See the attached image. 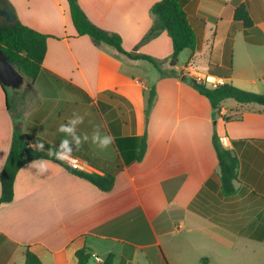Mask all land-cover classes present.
<instances>
[{
	"label": "crops",
	"instance_id": "obj_1",
	"mask_svg": "<svg viewBox=\"0 0 264 264\" xmlns=\"http://www.w3.org/2000/svg\"><path fill=\"white\" fill-rule=\"evenodd\" d=\"M1 1L24 25L50 36L39 77L52 84L29 87L40 101L23 118L24 133L32 143L58 147L60 124L78 113L80 134L91 137L99 126L114 140L103 150L89 140L75 159L88 172L120 171L104 192L52 160L44 173L34 161L22 167L14 199L0 205V264H25L28 248L42 264H79L82 249L103 261L113 254V264H134L138 252L148 264H264V107L227 99L214 116L210 101L185 82L201 75L218 85L264 87V0H198L194 14L206 22L200 47L184 65L183 51L175 67L166 31L145 40L160 0H78L93 24L121 36L126 51L153 57L164 76L147 60L78 36L67 0ZM241 5L252 28L234 19ZM215 131L226 148L244 141L232 197L221 192ZM13 132L0 84V196ZM145 134L146 155L135 161Z\"/></svg>",
	"mask_w": 264,
	"mask_h": 264
},
{
	"label": "trees",
	"instance_id": "obj_2",
	"mask_svg": "<svg viewBox=\"0 0 264 264\" xmlns=\"http://www.w3.org/2000/svg\"><path fill=\"white\" fill-rule=\"evenodd\" d=\"M70 7L73 24L78 36H89L97 44H107L114 47L119 53L125 54L131 59H143L152 63L164 76L159 63L151 56L140 55L128 52L123 47L122 37L115 33H109L93 24L83 11L78 0H67ZM198 0H160L151 8V15L154 17V24L149 30L146 39L149 40L166 31L173 45L171 65L175 67L178 63L179 55L190 50L193 53L200 47V37L205 28V20L195 16ZM0 7L5 4L0 0ZM189 7L193 15L189 14ZM234 19L242 22L245 28H252L254 22L245 7L239 6L235 10ZM49 35L24 25L16 19L13 24L3 22L0 18V48L4 51L8 60L16 67L24 78L32 83L38 80L44 70V60L48 51ZM186 83L193 86L200 95L206 97L213 108L214 116L220 110L223 101L233 99L240 104H257L264 107V93H255L238 88L232 84H222L216 87H208L207 83L199 81L196 77H186ZM2 85V84H1ZM3 87V85H2ZM8 95L9 109L12 110L9 88H5ZM106 94H109V92ZM156 96V89L153 87L148 101L147 114L151 112ZM213 147L216 151L220 165L221 192L226 197L236 194L235 182L238 178L240 165L239 151L244 141H233L234 149L226 148L215 131L212 138ZM30 144L29 137L22 128V118L14 116V132L11 149L7 157L5 166L1 173L2 193L0 205L11 202L14 199V186L18 172L26 164L40 158L52 160L62 165L71 174L87 180L98 189L109 192L116 182L120 169L107 172H88L83 169H76L65 161H56L54 157L45 152L34 151ZM52 147L45 145V149ZM53 148V147H52ZM147 152V135L145 134L140 142L139 151L135 161L144 159ZM76 257L79 264H88L92 258V253L87 249L77 251ZM114 255L110 254L103 263L113 264ZM25 264H42L39 257L29 248L25 253ZM202 264H208L207 259L202 260Z\"/></svg>",
	"mask_w": 264,
	"mask_h": 264
},
{
	"label": "clouds",
	"instance_id": "obj_3",
	"mask_svg": "<svg viewBox=\"0 0 264 264\" xmlns=\"http://www.w3.org/2000/svg\"><path fill=\"white\" fill-rule=\"evenodd\" d=\"M83 122L84 117L82 115L73 113L67 123L60 124L57 130L59 133L64 134L58 147L45 149V143L40 140H37L34 144H30L29 147L39 152H45L47 150L48 155L54 157L56 161L71 162L75 159L73 152L89 140L101 150L107 149L113 143L114 137L110 134L103 133L99 126L92 132L91 137L87 133L80 134L78 127ZM49 163V160L40 158L35 160L32 165H35L39 172L44 173L48 171L47 165Z\"/></svg>",
	"mask_w": 264,
	"mask_h": 264
},
{
	"label": "rangeland",
	"instance_id": "obj_4",
	"mask_svg": "<svg viewBox=\"0 0 264 264\" xmlns=\"http://www.w3.org/2000/svg\"><path fill=\"white\" fill-rule=\"evenodd\" d=\"M203 12L208 13V3H205L203 5ZM1 20L3 22H6L5 19L3 18H1ZM187 53H190V50H187L185 54L182 55L181 58L182 65H184V63L187 62L189 58ZM199 63L203 64L204 62L200 61ZM160 64L162 65V63ZM166 70L167 71L165 73L166 75H168L169 73L168 71L170 70L169 68H166ZM172 74L174 77L176 76L174 72ZM180 75H185V74L182 72ZM199 76L202 77L201 75ZM49 83L51 82L48 80L47 76L43 75L39 77L38 80H36V82L34 83H32L30 80L25 78L24 83L21 86H19V88L17 89L9 88L8 90L9 97H10V102L14 116L22 118L23 121V118H26L28 114L31 113L38 106V103L40 101L39 92L34 89H30L29 87H46V85H48ZM186 85H190V84L186 83ZM242 86L244 87H238V86L237 87L250 92L261 93V94L264 93V87H260L261 84H258V87H247L245 85ZM231 101L235 102L234 100ZM90 263L98 264L96 260H94L93 258H91ZM134 264H148L143 253L138 252Z\"/></svg>",
	"mask_w": 264,
	"mask_h": 264
},
{
	"label": "water",
	"instance_id": "obj_5",
	"mask_svg": "<svg viewBox=\"0 0 264 264\" xmlns=\"http://www.w3.org/2000/svg\"><path fill=\"white\" fill-rule=\"evenodd\" d=\"M0 17L4 18L8 24H13L16 16L8 9L0 7ZM24 81L23 75L16 69V67L8 60L4 51L0 48V84L5 88H17L21 86Z\"/></svg>",
	"mask_w": 264,
	"mask_h": 264
},
{
	"label": "built area",
	"instance_id": "obj_6",
	"mask_svg": "<svg viewBox=\"0 0 264 264\" xmlns=\"http://www.w3.org/2000/svg\"><path fill=\"white\" fill-rule=\"evenodd\" d=\"M205 77H199V78H197L199 81H203V82H205V83H211V84H214L215 85V87L216 86H218V84H216V80L215 79H213V78H209V77H207V78H205ZM70 166H72L73 168H76V169H83V170H85L83 167H82V165H81V163L77 160V159H74L73 161H71V162H67ZM92 258L93 259H95L98 263H103V260L98 256V255H96V254H92Z\"/></svg>",
	"mask_w": 264,
	"mask_h": 264
}]
</instances>
